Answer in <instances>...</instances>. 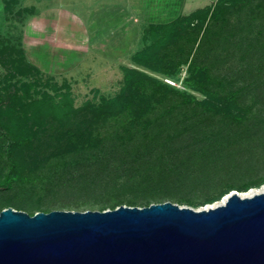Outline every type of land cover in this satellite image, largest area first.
<instances>
[{
  "label": "trees",
  "instance_id": "trees-1",
  "mask_svg": "<svg viewBox=\"0 0 264 264\" xmlns=\"http://www.w3.org/2000/svg\"><path fill=\"white\" fill-rule=\"evenodd\" d=\"M146 34L150 42L131 55L132 63L167 78L185 65L183 88L122 66L120 91L101 96L97 105L87 101L75 108L41 99L29 104L31 112L7 119L0 101V210L12 206L34 214L86 210L95 203L105 210L165 200L200 207L264 183V0H215L150 26ZM219 129H253V135L233 140V158L218 170L247 181L204 194L199 188L186 196L164 193L165 184L180 177L176 164L202 159L209 132ZM34 147L44 149L45 165L31 171ZM78 193L117 197L95 200ZM64 195L70 200L60 199ZM13 196L27 199L6 201Z\"/></svg>",
  "mask_w": 264,
  "mask_h": 264
},
{
  "label": "water",
  "instance_id": "water-1",
  "mask_svg": "<svg viewBox=\"0 0 264 264\" xmlns=\"http://www.w3.org/2000/svg\"><path fill=\"white\" fill-rule=\"evenodd\" d=\"M193 208L0 210V264H264V191Z\"/></svg>",
  "mask_w": 264,
  "mask_h": 264
},
{
  "label": "rangeland",
  "instance_id": "rangeland-1",
  "mask_svg": "<svg viewBox=\"0 0 264 264\" xmlns=\"http://www.w3.org/2000/svg\"><path fill=\"white\" fill-rule=\"evenodd\" d=\"M9 2L10 1H6V10H8V14L5 19L2 32L0 33V101H2L1 116L3 118L9 119L12 116H17L15 115L16 112H20L21 110H23V112H31L32 105L29 104H31L33 101L41 99H47L49 102L53 101L56 103H60V101L63 100L72 104L75 108L84 105L87 101L97 105L101 101V96L110 98L120 91L123 84L122 65L139 68L160 80H165L164 78H166L161 73L151 71L144 67H137L131 62L129 53L130 51H135L132 50L133 47L141 46L143 42L141 38L138 40L136 39L133 47L131 46L129 50L120 49L116 51L118 54L112 56L113 58L111 60H108V56L104 57V55H97L92 66L95 70L90 71L88 75H86L85 70H87V66L91 65L90 62L92 61H90V58H88L86 62L80 64L78 68L79 72H77L79 76L73 79L67 76L41 73L32 67L25 57L22 56L20 43L18 42L16 35L18 33V27L20 25V20L23 17L24 11L22 8L19 9L17 6L12 5L14 4L13 1L11 5ZM125 4L126 1H123V4L120 5ZM124 7H126V5ZM198 7H201V5L197 6L196 8ZM127 11L131 14V10L129 8ZM125 17L128 19L127 12L120 14L117 18V21L114 23L112 21L108 27L99 23V33L101 34V37L107 38L110 35L118 36L121 32V20L124 21ZM102 18H105V16H95V20H97L96 23ZM140 19L141 20L139 23H128L126 27H141L143 25V18L141 17ZM146 40V43L150 42V38H146ZM143 43H145V41ZM104 48L102 47V49ZM109 50L110 49H106L105 51ZM110 63L112 66V72L105 73L106 71L104 72L98 70L100 64H102L103 68L105 67L108 69L110 67ZM185 76H187L186 66L182 65L180 72L174 76H171L169 79L174 82L173 86L181 89L183 88L181 80ZM187 92L193 94L198 99L204 98L201 93L191 89H187ZM252 131L253 129L246 131H226L224 129H219L216 131L211 130L209 132L211 134L210 138L206 144L209 152H205L202 155V159L196 158L191 162H184L183 164L177 163L176 167L179 169L180 177L175 175L177 176L175 177V180L166 183L165 189L163 190L164 193L169 195L186 196L191 193L192 189L199 188L200 193L204 194L211 189L220 188L227 182L236 186L241 184L243 181H247V178L242 179L241 176L234 174L224 176L223 174L219 173L218 170L224 168L233 158V140L237 137L253 135ZM43 151L44 149H41L40 147H34V149L31 150V159L29 161L30 168H27L28 170L31 169V171H35L37 168H44L45 164L41 160ZM242 151L243 149L239 150L240 153ZM262 175H264V173H259V176ZM262 186H264V183L258 187H251L246 191L238 192L246 193L250 190L257 191ZM77 195L78 198H88L95 200H107L117 197V195L114 194L110 196H103L104 198L102 197L103 194H98L99 196L91 194L80 196V193H78ZM67 197L71 198V195L61 196L60 199L69 201L70 199ZM222 198L200 207H191L198 209L206 206H215L221 202ZM23 199L27 198L13 196L9 199L6 198V201H10L11 203H19ZM195 201L196 199H194V202ZM98 204L100 203H95L93 206L86 205L84 208L98 209ZM79 209H83V207H80Z\"/></svg>",
  "mask_w": 264,
  "mask_h": 264
},
{
  "label": "crops",
  "instance_id": "crops-1",
  "mask_svg": "<svg viewBox=\"0 0 264 264\" xmlns=\"http://www.w3.org/2000/svg\"><path fill=\"white\" fill-rule=\"evenodd\" d=\"M6 1H10V5L13 1L12 5L24 11L16 37L25 59L41 73L73 79L79 76L78 68L88 58L92 62L85 70L86 75L95 70L92 66L97 55L111 60L118 54L116 51L129 50L135 40L141 38L145 43L132 48L135 51L129 53L131 60L134 52L148 44L146 33L150 26L187 16L215 0H0V33L8 14ZM123 1L127 9L120 5ZM199 5L201 7L196 8ZM126 12L128 19L121 20V35L101 37L99 23L108 27ZM98 15L105 18L96 23ZM141 17V27H126L128 23H139ZM109 65L107 69L100 64L98 70L112 72L111 63Z\"/></svg>",
  "mask_w": 264,
  "mask_h": 264
},
{
  "label": "bare ground",
  "instance_id": "bare-ground-1",
  "mask_svg": "<svg viewBox=\"0 0 264 264\" xmlns=\"http://www.w3.org/2000/svg\"><path fill=\"white\" fill-rule=\"evenodd\" d=\"M261 191H264V186H262L259 190L257 191H254V190H250L249 192H246V193H240L242 196L244 195H247V196H250L252 194H254L255 192H261ZM225 200V197L222 198L221 202L220 203H223Z\"/></svg>",
  "mask_w": 264,
  "mask_h": 264
},
{
  "label": "built area",
  "instance_id": "built-area-1",
  "mask_svg": "<svg viewBox=\"0 0 264 264\" xmlns=\"http://www.w3.org/2000/svg\"><path fill=\"white\" fill-rule=\"evenodd\" d=\"M164 79H165V80H164L165 82H167V83H169V84H172V85L174 84V82H173L171 79H169V78H167V77L164 78Z\"/></svg>",
  "mask_w": 264,
  "mask_h": 264
}]
</instances>
